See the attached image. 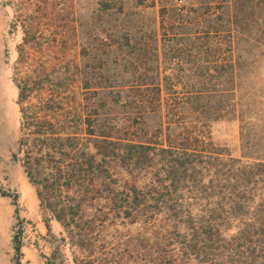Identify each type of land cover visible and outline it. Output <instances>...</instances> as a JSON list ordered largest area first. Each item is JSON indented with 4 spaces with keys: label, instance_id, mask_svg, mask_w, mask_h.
I'll list each match as a JSON object with an SVG mask.
<instances>
[{
    "label": "trees",
    "instance_id": "trees-1",
    "mask_svg": "<svg viewBox=\"0 0 264 264\" xmlns=\"http://www.w3.org/2000/svg\"><path fill=\"white\" fill-rule=\"evenodd\" d=\"M24 4L14 160L43 264H71L68 246L72 264H264V0L167 4L149 22L106 0L83 39L74 0ZM225 121L239 157L212 147Z\"/></svg>",
    "mask_w": 264,
    "mask_h": 264
},
{
    "label": "rangeland",
    "instance_id": "rangeland-1",
    "mask_svg": "<svg viewBox=\"0 0 264 264\" xmlns=\"http://www.w3.org/2000/svg\"><path fill=\"white\" fill-rule=\"evenodd\" d=\"M105 1L74 0L78 37L83 39L87 33L92 32L100 9L99 3ZM202 1L183 0L181 7L196 6ZM24 2L25 0H0V187L10 193V199L8 200L10 207L9 230L6 226L8 220L0 219V258L5 257L2 249L7 247V238L10 236V264H16L13 259L11 241L17 217H19L22 221L20 229L23 230L21 234L23 237V255L17 264H43L40 252L34 247L35 242H38L41 247L44 245L40 241V234H45L44 228L41 227L43 216L39 209L34 188L29 184L21 165L14 160L20 136L21 117L18 106L19 92L14 79L18 60V47L22 44L23 38L20 26L16 25V10L20 7L24 8ZM126 3L127 10L129 9L134 13L143 11L146 22L151 21L154 14L159 15L161 7L164 5L178 7L175 0H156V7L152 9L150 6H152L153 0H126ZM137 3H143L138 10ZM211 131V141L214 149L225 151L233 157L240 156L241 142L238 122H219L212 127ZM14 200L17 202V206ZM17 211L18 215L16 214ZM52 227L56 235H61L62 229L57 222H53ZM44 251L48 252V250ZM75 252V249L67 247L66 253L71 264Z\"/></svg>",
    "mask_w": 264,
    "mask_h": 264
},
{
    "label": "crops",
    "instance_id": "crops-1",
    "mask_svg": "<svg viewBox=\"0 0 264 264\" xmlns=\"http://www.w3.org/2000/svg\"><path fill=\"white\" fill-rule=\"evenodd\" d=\"M9 197H4L2 194H0V219L8 220V224L6 225L8 230L10 229V207H9ZM7 213V214H6ZM10 235V233H9ZM9 240V241H8ZM10 236L7 238V247L3 248L2 251L4 253V258H0V264H10ZM6 254V255H5Z\"/></svg>",
    "mask_w": 264,
    "mask_h": 264
},
{
    "label": "built area",
    "instance_id": "built-area-1",
    "mask_svg": "<svg viewBox=\"0 0 264 264\" xmlns=\"http://www.w3.org/2000/svg\"><path fill=\"white\" fill-rule=\"evenodd\" d=\"M176 1V4H177V6L178 7H181L182 5V3H183V1L182 0H175Z\"/></svg>",
    "mask_w": 264,
    "mask_h": 264
}]
</instances>
